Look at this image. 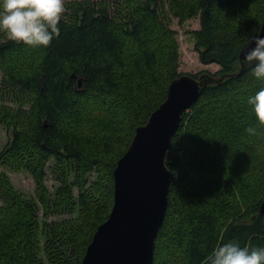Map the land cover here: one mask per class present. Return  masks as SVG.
Returning <instances> with one entry per match:
<instances>
[{
	"label": "trees",
	"instance_id": "16d2710c",
	"mask_svg": "<svg viewBox=\"0 0 264 264\" xmlns=\"http://www.w3.org/2000/svg\"><path fill=\"white\" fill-rule=\"evenodd\" d=\"M112 8L107 0L67 1L47 47L0 37V129L8 134L0 150V264H81L110 213L117 161L183 74L168 15L179 24L198 17L194 49L200 63L219 69L189 74L213 82L172 137V182L152 264H206L232 239L264 247V123L247 103L264 77L239 58L261 28L264 0H115ZM51 159L53 195L45 184ZM11 172L32 177V197L16 191Z\"/></svg>",
	"mask_w": 264,
	"mask_h": 264
},
{
	"label": "water",
	"instance_id": "95a60500",
	"mask_svg": "<svg viewBox=\"0 0 264 264\" xmlns=\"http://www.w3.org/2000/svg\"><path fill=\"white\" fill-rule=\"evenodd\" d=\"M264 29V18L261 28ZM260 35H264L262 30ZM255 47L250 41L239 58ZM75 76H73L74 78ZM213 80L182 74L169 85L165 100L135 129L113 171V203L87 246L81 264H152L154 242L167 208L172 175V137L186 112ZM81 86V81H78ZM259 213L264 216V199Z\"/></svg>",
	"mask_w": 264,
	"mask_h": 264
},
{
	"label": "clouds",
	"instance_id": "9594fccd",
	"mask_svg": "<svg viewBox=\"0 0 264 264\" xmlns=\"http://www.w3.org/2000/svg\"><path fill=\"white\" fill-rule=\"evenodd\" d=\"M65 0H0V31L11 40L31 47H47L59 36V22L65 13ZM264 30L257 28L250 42L255 47L244 53L243 63L251 66L252 75L264 77ZM256 119L264 123V87L248 97ZM255 133L254 127L246 128ZM206 264H264V247L242 246L237 239L222 242L212 249Z\"/></svg>",
	"mask_w": 264,
	"mask_h": 264
},
{
	"label": "rangeland",
	"instance_id": "374dc122",
	"mask_svg": "<svg viewBox=\"0 0 264 264\" xmlns=\"http://www.w3.org/2000/svg\"><path fill=\"white\" fill-rule=\"evenodd\" d=\"M69 0H65L66 2ZM94 1V0H92ZM110 2V11H113V4L115 0H107ZM167 23L169 27L176 31V39L178 42V50H179V72L183 74H198L202 71H207L209 73H215L219 66L216 64H208L204 65L200 63L198 58V53L194 49V41L192 37V32L199 29V19L195 17L193 19L187 20L183 24H179L178 20L168 15ZM0 37L5 38V32L0 31ZM1 80V74H0ZM8 134L4 128L0 129V150L3 148L4 144L7 142ZM54 164V160L51 159L45 170V184L48 188V191L51 195L54 194L56 188L59 183L53 176L52 166ZM11 183L16 191L22 194L24 197L29 198L34 195L35 183L32 177L26 173L17 172V173H9ZM94 178V174H90L88 176V181H92ZM77 194V190L75 191ZM39 217L42 218V211L39 212ZM60 217H48L46 220L50 223L52 221H58Z\"/></svg>",
	"mask_w": 264,
	"mask_h": 264
}]
</instances>
